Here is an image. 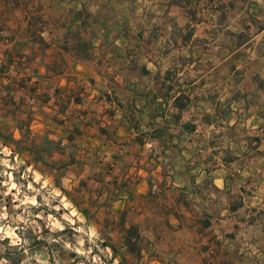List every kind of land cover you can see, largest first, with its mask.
Segmentation results:
<instances>
[{
  "label": "crops",
  "instance_id": "obj_1",
  "mask_svg": "<svg viewBox=\"0 0 264 264\" xmlns=\"http://www.w3.org/2000/svg\"><path fill=\"white\" fill-rule=\"evenodd\" d=\"M6 1L0 128L19 139L30 117L35 147L64 165L61 187L112 242L121 218L137 227V264H264V29L227 57L186 42L174 57L171 38L163 54L130 35L145 29L128 0Z\"/></svg>",
  "mask_w": 264,
  "mask_h": 264
},
{
  "label": "rangeland",
  "instance_id": "obj_2",
  "mask_svg": "<svg viewBox=\"0 0 264 264\" xmlns=\"http://www.w3.org/2000/svg\"><path fill=\"white\" fill-rule=\"evenodd\" d=\"M40 2L46 4L49 0ZM128 2L135 13L144 12L145 31L130 35L150 42L148 46L156 43L163 54H167L163 43L169 37L180 43L171 51L174 57L187 51L185 42L194 56H219L224 49L227 57L234 49L233 43H246L264 29V0ZM248 70L246 63L224 64L225 72L235 71L240 77ZM235 83L243 87L247 81L237 78ZM0 129L5 132L10 127ZM12 151L0 140V264H9L10 258L18 264H118L120 258L113 259L111 250L102 243L118 244L107 236L103 222L89 216L78 193L67 188L64 194L54 185L52 173L42 166L34 167L29 158ZM62 184L68 187L67 182ZM126 264H132L130 258ZM218 264L226 262L220 260Z\"/></svg>",
  "mask_w": 264,
  "mask_h": 264
},
{
  "label": "trees",
  "instance_id": "obj_3",
  "mask_svg": "<svg viewBox=\"0 0 264 264\" xmlns=\"http://www.w3.org/2000/svg\"><path fill=\"white\" fill-rule=\"evenodd\" d=\"M8 1V0H7ZM6 1V3H7ZM11 2L13 1L14 5H17V0H10ZM7 20V13L2 12L0 10V47L3 42V37L1 35V32L3 31V27L6 23ZM38 20V18H37ZM35 22H39L36 21ZM87 49V45L81 44L80 45V50L85 51ZM8 64H3L0 67V73H7V68L10 65V61H7ZM3 90L7 96L8 94L13 90L12 85L6 84L3 87ZM9 98V97H7ZM182 99V97H180ZM11 101V99H8V101ZM76 100V99H75ZM7 101V102H8ZM9 101V102H10ZM179 108H183V104L178 105ZM9 114L14 115L13 110H9ZM17 128L19 132L21 133V137L19 139H15L11 134L5 133L0 129V140L3 141V144L12 147L13 151L12 153L15 155L19 156H29V163L33 164L34 167H36L38 164L42 166L43 169H47L50 173L53 174L54 180L53 183L54 185L61 190L64 194H67V191H65L61 185H60V180L63 175V168L64 165H57L54 162H51L45 158V153H49L50 149L47 148V146H39L35 147L33 140L31 139V132L29 129V123H30V117L27 119H17ZM157 135L159 137H162L161 133L157 132ZM259 139H255L256 143H259ZM131 179H127L125 182H122L120 187L125 188L126 183L129 182ZM123 218H121L120 223H121V232L123 233V238L120 241L119 245L116 247L109 241L103 242L102 246L107 247L111 250L112 252V258L114 259L115 257H119L120 261L118 264H126V260L128 258L131 259L132 264H137L138 260L141 257V245L138 242V231L137 227L135 226H129L127 228H124L122 223H123ZM10 263L9 264H18V260H15L14 258L9 259Z\"/></svg>",
  "mask_w": 264,
  "mask_h": 264
}]
</instances>
